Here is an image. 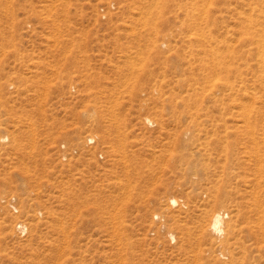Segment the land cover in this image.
<instances>
[{"label":"rangeland","instance_id":"obj_1","mask_svg":"<svg viewBox=\"0 0 264 264\" xmlns=\"http://www.w3.org/2000/svg\"><path fill=\"white\" fill-rule=\"evenodd\" d=\"M254 5L0 0V264H264Z\"/></svg>","mask_w":264,"mask_h":264},{"label":"bare ground","instance_id":"obj_2","mask_svg":"<svg viewBox=\"0 0 264 264\" xmlns=\"http://www.w3.org/2000/svg\"><path fill=\"white\" fill-rule=\"evenodd\" d=\"M251 8V14H256L257 17L253 18V16L249 15L248 18L246 17L245 19L248 20V24L249 27L253 30V32L255 33H251L248 32L247 35L244 37V40L246 42H249V44H257V55H256V61L257 64L261 70V72L264 73V38L262 39V37L264 36L263 33V29H261L263 27V21H264V9L257 7L256 5L254 6H250ZM237 10V9H236ZM260 18H263L260 19ZM223 27V26H222ZM248 27V30H249ZM259 31L260 32V37H258L259 35ZM200 36V35H199ZM188 37V36H187ZM204 37V36H203ZM262 40V41H261ZM229 41V40H228ZM216 42V41H215ZM214 42V73H218V72H222V71H226L227 73L229 72V65L226 62L225 58H227V54H224V60L221 59V55L219 54V45L218 43ZM233 47V46H230ZM213 48V47H212ZM232 49V48H231ZM228 61V60H227ZM217 75V74H216ZM218 76V75H217ZM215 77V76H214ZM259 79V77H258ZM260 80L262 81V78H260ZM226 84V86H228L227 88L232 90L234 87L233 85H229L227 82H224V85ZM212 86V85H211ZM210 86V87H211ZM249 91H246V93H248ZM252 93V95H254L255 98V92L250 91ZM233 95V94H232ZM250 110V109H248ZM249 114V112H248ZM195 130V129H194ZM206 131V130H205ZM193 136V134H192ZM198 136V133H197ZM4 136H0V139L3 138ZM193 138V137H192ZM199 138V137H198ZM194 139V138H193ZM198 142V141H197ZM202 143V142H201ZM199 145V144H198ZM203 146V144H202ZM208 153V151H207ZM222 168V166H221ZM224 168V167H223ZM226 168V167H225ZM228 172V171H227ZM221 175V174H220ZM223 177V176H222ZM172 203L176 202V198H172ZM231 215V214H230ZM211 217V216H210ZM260 221V220H259ZM204 225V223H203ZM206 226V225H204ZM19 227V226H18ZM25 224L22 222L20 224V228L24 229ZM210 228L214 231H218V232H222L224 230L223 228V212L221 211V209H217L216 211H214L212 218H211V223H210ZM253 228V227H252ZM260 228H262L260 226ZM264 228V227H263ZM204 229V228H203ZM262 231H264L263 229H260ZM202 231V230H201ZM234 231V225L229 224L227 229H226V237H225V242L228 243L230 240V235L233 233ZM241 234V233H240ZM264 234V233H263ZM264 238V236H263ZM119 245V244H118ZM202 246V244H201ZM199 248V247H198ZM243 250V249H242ZM122 253V252H121ZM213 253V252H212ZM211 253V254H212ZM123 254V253H122ZM213 255V254H212ZM208 256V255H207ZM210 256V255H209ZM208 256V257H209ZM218 258V257H217ZM122 259H124V257H122ZM121 259V260H122ZM232 261V260H231ZM117 262V261H116ZM120 263V261H119ZM121 264V263H120Z\"/></svg>","mask_w":264,"mask_h":264}]
</instances>
